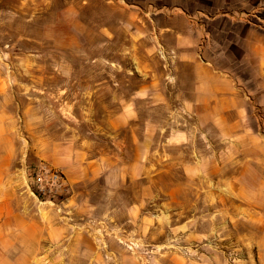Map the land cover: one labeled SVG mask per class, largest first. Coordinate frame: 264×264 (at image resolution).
Masks as SVG:
<instances>
[{
  "label": "crops",
  "instance_id": "crops-1",
  "mask_svg": "<svg viewBox=\"0 0 264 264\" xmlns=\"http://www.w3.org/2000/svg\"><path fill=\"white\" fill-rule=\"evenodd\" d=\"M146 2L135 0L127 19L133 47L127 53L137 66L125 70L123 82H102L111 90L109 105L113 108L105 110L103 129L110 135L111 153L92 158L86 149L66 150L62 141L49 143L40 135L38 144H28L34 161L22 160L18 155L15 101L0 98V264H94L96 239L91 234L97 228L91 221L100 205L102 215L97 218L109 217L126 229L129 224L137 223L138 227L137 211L129 210L127 205L119 209L117 191L141 180L150 170L153 149L147 130L145 135L137 136L133 126L139 120L152 122L139 114V106L145 102L168 107L173 127L165 138L167 147L187 151L176 158L165 154L163 159L178 162L186 174H202L208 163H215L218 171L224 156L235 160L230 158L222 168L229 169L240 162L245 173L252 168V162H264V0L163 3L160 10L175 12L166 23L153 24L167 66L161 73L143 67V55L138 51L137 35L143 31V24L139 23L142 19L137 11L155 4ZM149 52L154 53L152 49ZM1 73L0 68V91L6 85ZM129 75L137 81L129 82ZM96 93L88 94L90 105H95ZM196 136L197 146L193 144ZM41 166L62 173L69 193H59L52 199L33 195L29 175ZM242 176L244 173H230L225 178L232 198L244 196L233 188L245 184ZM99 179L108 191L102 196L108 201L106 207L77 190V186ZM221 181L217 176L214 184L219 186ZM246 199L253 202L256 196ZM248 216L262 219L264 210L248 211ZM259 231L258 241L255 239L252 245L254 264H264V225ZM81 257L87 261L81 263ZM248 262L251 259L247 258Z\"/></svg>",
  "mask_w": 264,
  "mask_h": 264
},
{
  "label": "rangeland",
  "instance_id": "rangeland-1",
  "mask_svg": "<svg viewBox=\"0 0 264 264\" xmlns=\"http://www.w3.org/2000/svg\"><path fill=\"white\" fill-rule=\"evenodd\" d=\"M141 1L155 2L137 11L143 22L139 21L143 31L137 35L141 65L161 73L167 66L153 24L167 21L175 11L159 9L170 0ZM134 2L0 0V68L6 82L0 98L15 101L18 155L22 160L34 161L28 144H38L41 136L49 143L62 141L66 150L86 149L92 158L111 153L110 135L103 131L105 110L113 108L109 105L111 90L102 82H123L125 70L137 66L127 53L133 48L127 19ZM110 67L113 70L107 69ZM128 81L134 83L137 78L129 75ZM89 93L97 94L95 105H90ZM139 114L152 121L139 120L133 125L137 136L147 130L153 149L150 170L141 180L117 191L119 209L127 205L137 211L139 225L129 224L126 229L109 217L97 218L102 215L100 205L91 221L97 228L91 234L96 239L94 264H246L247 258L254 264L252 245L258 241L264 218L248 216V211L264 210V185H260L264 182V162H252L251 167H256L245 173L240 162L222 168L231 158L224 156L218 171L215 163H208L202 174H186L178 162L163 159L165 154L176 158L187 151L167 147L165 138L173 127L168 107L145 102L139 106ZM198 142L196 136L193 144ZM230 173H244L245 184L233 187L244 195L240 200L227 193L224 181ZM217 176L222 178L219 186L214 184ZM65 189L61 196L69 193ZM77 190L105 207L108 204L102 199L108 191L100 179L79 185ZM249 196H256V201L247 202ZM84 261L86 258L81 257L80 262Z\"/></svg>",
  "mask_w": 264,
  "mask_h": 264
},
{
  "label": "built area",
  "instance_id": "built-area-1",
  "mask_svg": "<svg viewBox=\"0 0 264 264\" xmlns=\"http://www.w3.org/2000/svg\"><path fill=\"white\" fill-rule=\"evenodd\" d=\"M32 194L39 198H54L65 189L66 181L57 170L41 166L29 175Z\"/></svg>",
  "mask_w": 264,
  "mask_h": 264
}]
</instances>
